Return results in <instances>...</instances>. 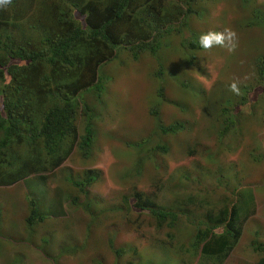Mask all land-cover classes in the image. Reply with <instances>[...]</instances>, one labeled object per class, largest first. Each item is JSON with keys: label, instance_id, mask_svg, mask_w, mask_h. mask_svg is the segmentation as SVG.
Returning <instances> with one entry per match:
<instances>
[{"label": "rangeland", "instance_id": "obj_1", "mask_svg": "<svg viewBox=\"0 0 264 264\" xmlns=\"http://www.w3.org/2000/svg\"><path fill=\"white\" fill-rule=\"evenodd\" d=\"M148 1L156 7L161 2ZM15 2L20 4L8 7L11 22L6 29L20 41L40 26L37 11L54 1ZM248 2L243 8V0L198 1L194 10L202 16L191 15L183 34L172 35L170 47L156 57L145 53L133 60L120 50L100 67L102 92L84 96L92 116L88 119L78 110L77 140L61 169L43 174L44 182L33 176L0 187V264H202L205 257L193 247V223L233 201L230 191L236 187L252 193L253 211L224 264H254L262 257L250 243L257 239L264 244V160L253 159L264 155V86L256 70V60L264 55V30L251 11L264 15V0ZM13 11L22 16L17 20L27 32L12 27ZM224 29L238 35L234 52L223 47L189 52L181 47L193 33ZM190 53L196 56L195 66L187 60ZM234 81L240 86L237 97H231L237 94L229 88ZM243 87L250 101L242 111V130L220 139L218 110L230 100L228 109L235 105L233 109L241 111ZM87 123L95 133L89 156L83 158L78 143ZM177 123L183 129L176 134L159 129ZM161 145L167 152L157 148ZM89 171L97 179L85 194L63 176L70 173L81 180ZM135 193L177 212V221L169 226V218L160 221L135 208ZM69 195L80 203H96L85 210L70 204ZM187 197L193 205L185 203ZM31 199L48 219L29 228ZM110 241L134 252L117 258Z\"/></svg>", "mask_w": 264, "mask_h": 264}, {"label": "trees", "instance_id": "obj_2", "mask_svg": "<svg viewBox=\"0 0 264 264\" xmlns=\"http://www.w3.org/2000/svg\"><path fill=\"white\" fill-rule=\"evenodd\" d=\"M53 1L37 11L42 22L39 27H33L32 36L26 34L20 41H15L10 29H6L8 21L11 22L9 9L0 10V187L3 188L33 176L44 182L43 174L61 169L77 140L75 122L78 110L88 119L92 116L83 98L88 93L102 92L104 78L99 76L98 70L113 61L118 51L128 52L133 60L145 53L156 57L162 48L170 47L172 35L183 34L191 15L202 16L194 10L195 4L201 0H170L163 4V0H159L158 7L148 0L143 3L139 0ZM248 3L243 0V8ZM12 4L20 2L13 0ZM30 6L33 3L30 2ZM13 14L16 23H11L12 27L27 32L19 24L22 16L17 11ZM251 15L264 30V15L255 9ZM198 39L199 36L193 33L181 43L182 49L189 52L203 50ZM187 60L195 66V54H188ZM256 70L264 86V55L256 60ZM241 91L244 92L239 103L241 111L236 112L235 105L232 110L228 109L230 100H225L218 110L216 119L219 120L217 133L220 139L242 130V120H245L242 111L250 100L244 87ZM159 129L164 134H176L183 126L177 123ZM94 133L87 123L78 143L83 158L89 156ZM157 148L162 152L168 150L165 145ZM253 159L262 161L264 155H253ZM63 176L83 194L97 179L92 171L81 180L71 178L70 173ZM240 190L236 187L230 191L233 201H225L228 204H224L216 215L207 214L193 223L197 231L193 247H199L200 255L205 257L202 264H224L237 246L242 236V224L253 211L250 208L252 193ZM133 196L135 208L148 211L160 221L169 218V226L177 221V212H167L153 202L143 201L140 193ZM69 202L81 205L85 210L96 203H80L71 195ZM185 203L194 204L190 197ZM29 206L30 215L26 219L29 228L48 219L39 214L36 201L31 199ZM188 213L186 211L184 215L189 220ZM250 247L262 256L254 264H264V244L254 239ZM109 248L117 258L132 251L116 248L112 241Z\"/></svg>", "mask_w": 264, "mask_h": 264}, {"label": "clouds", "instance_id": "obj_3", "mask_svg": "<svg viewBox=\"0 0 264 264\" xmlns=\"http://www.w3.org/2000/svg\"><path fill=\"white\" fill-rule=\"evenodd\" d=\"M12 2L13 0H0V10H7ZM198 43L205 51H210L214 47H223L229 52H234L238 44V35L232 29H224L220 32L209 31L199 36ZM229 88L233 93L240 94V86L237 82L231 83Z\"/></svg>", "mask_w": 264, "mask_h": 264}]
</instances>
